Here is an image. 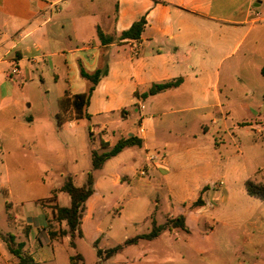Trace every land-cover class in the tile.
Listing matches in <instances>:
<instances>
[{"label": "crops", "instance_id": "0c3cea01", "mask_svg": "<svg viewBox=\"0 0 264 264\" xmlns=\"http://www.w3.org/2000/svg\"><path fill=\"white\" fill-rule=\"evenodd\" d=\"M142 17L146 24L140 38H122ZM258 59L264 62V0H0V210L10 224L29 227V235L31 225L24 223L19 211L28 172L36 169L41 179L51 160L64 150L74 152L69 158L74 168L79 162L76 150H80L91 171L92 150L101 149L102 141L113 147L120 139L135 136L141 146L125 148L94 172L95 192L82 218L83 238L91 235L96 250H108L101 243L106 232L100 222L106 196L113 195L111 186L128 187L142 195L145 209L153 203L155 209L142 216L151 225L153 220L162 225L182 215L187 227L193 215L206 219L210 228L221 224L227 234H234L244 224L241 217L215 209L257 199L248 195L245 182H259L260 169L240 166V146L235 144V153L227 150V133L221 132L220 122L228 129L226 114H230L235 79L248 69L261 73L264 67H256ZM103 65L108 73L86 109L90 118L76 119L67 102L90 86L80 68L94 72ZM14 67L19 69L16 75ZM175 80H181L177 87L142 98L154 84ZM66 108L72 119L60 126L56 116ZM90 132L96 138L93 141ZM83 134L92 146L86 143L77 149L78 136ZM151 154L158 160L151 163L149 178L143 179L139 171L149 164ZM52 176L49 173L46 178ZM219 181L224 184L214 187ZM61 193L51 204L66 207L60 203ZM199 199L202 205L193 206ZM163 202L170 213L159 223L157 213ZM53 221L51 212L39 230L55 231L50 228ZM246 221L253 232L247 228L244 233L254 240L263 232L262 225L251 217ZM60 224L68 229L66 222ZM181 232L188 228L165 230L154 240H140L100 260L130 264L129 257H117L132 246L168 236V242L143 250L138 262L154 254L152 264L172 263L176 251L179 258L197 264H251L240 257L236 262L209 260L203 249L188 241L184 248L173 245L172 237ZM7 250L12 254L8 246ZM243 250L239 246L236 255ZM4 264H10V258Z\"/></svg>", "mask_w": 264, "mask_h": 264}, {"label": "rangeland", "instance_id": "374dc122", "mask_svg": "<svg viewBox=\"0 0 264 264\" xmlns=\"http://www.w3.org/2000/svg\"><path fill=\"white\" fill-rule=\"evenodd\" d=\"M256 67H264L263 60H256ZM229 100V110L227 112H230V114H226L228 129L224 130L220 122L221 132L227 133V136H225V140L228 143L227 150L235 153V144H238L243 154V156L239 157L240 166L248 169L258 167L260 169L259 182L264 183V77L257 68L256 71L248 69L242 74L240 79H235ZM255 118L257 119L255 120ZM249 125H252V127H249ZM93 139L95 140L96 138L94 137ZM77 142V149H80L81 145L86 143L92 146L90 138L86 134L78 136ZM76 153L79 162L75 168L72 165L73 161H69V158L74 156L72 150H64V153L59 157L55 156L49 163L48 171H45L46 173L42 175L44 181L42 178L39 179V171L36 169L31 171V173H27L29 175L27 186L25 187L26 190L23 191V204L19 207V211L24 223L31 225V231L28 236L25 235L26 225L21 224V222L10 224L4 211L0 210V231L5 234L0 235V254L2 256L0 257V264H4V259L9 258L10 264H19V259L7 250L4 242L6 234L19 237L16 239V243L24 242L25 250H28L35 261L40 264H103L97 255L96 248L93 246L91 235L86 238L76 236L74 239L75 245L73 246L70 235L59 241L50 240L48 231L39 230L40 225L44 223L47 217L51 216L52 211L45 207L52 205L49 200L52 191L55 188H60L71 173H73V179L77 186L80 187L86 183L87 173L90 168H86L88 164L85 166L82 152L76 150ZM62 155H64V159H62ZM58 161L63 163L61 164ZM35 166L39 170L43 169V166L40 167L39 164ZM55 166H60V168L58 170L53 169ZM49 173L50 175L53 173V176L46 178ZM109 189L113 195L107 194L106 196L100 222L102 229L106 232L101 243L104 248L108 249L123 243L127 238L147 233L151 229V221L150 219L144 220L142 216L147 210L151 209L153 211L155 209L153 203H148L149 206L147 205L145 209L144 197L136 195L128 187L111 186ZM16 191V201H19L20 188H17ZM137 196L139 199H137ZM60 203L69 207L70 196L62 192ZM218 207L215 209L216 213H234L239 218L241 217V222H244L240 229L234 231V234H227L221 224L214 225V229L210 228L213 226L211 224L207 226L205 224L206 219H194L193 215H191L187 219L188 232H181L179 236L172 237L171 243L184 248L187 245L186 241H188L203 249V253L212 261L236 262L237 258L240 257L249 260L251 264H264V203L258 199L249 198L247 201L240 200L230 206L221 205ZM168 213H170V210H168L167 203H161L157 213L159 223H164ZM175 213L176 215L180 214V212ZM248 217L262 225L263 232L257 233L254 240L247 239L244 233L247 228L253 232V228L246 221ZM207 221L212 222V220L208 219ZM86 227H88L87 224ZM50 228L56 231L62 229L61 224L57 221H53ZM168 241V236H164L162 239L156 240L155 243H141L128 248L125 253L120 254L117 258L121 260L129 257L131 260L130 264H152L155 259L154 254L148 255L146 258L142 257L140 259L142 263L138 262L137 256L143 250L153 249L157 243H166ZM239 246L244 248L242 253H240L241 256L236 255ZM172 254L174 261L167 264H197L188 258L184 260L179 258L177 256L179 252L174 251ZM186 254L189 256L192 253L188 251ZM250 255L252 257H248ZM72 258L76 261L72 262ZM134 259H136L135 262L132 261ZM147 260L150 263H147ZM112 261L107 264L116 263V260Z\"/></svg>", "mask_w": 264, "mask_h": 264}, {"label": "trees", "instance_id": "16d2710c", "mask_svg": "<svg viewBox=\"0 0 264 264\" xmlns=\"http://www.w3.org/2000/svg\"><path fill=\"white\" fill-rule=\"evenodd\" d=\"M146 24L145 17H142L138 21H136L132 27L123 32L122 38L129 39H139L141 33ZM100 37L103 38V34L99 32ZM108 73L107 65H103L98 68L94 72H88L83 67L80 68L81 76L90 82V86L87 92L83 94H78L73 96L72 99H69L68 107H72V111L75 114L76 119L82 118H90V115L86 112L87 107L90 104L91 97L93 92L98 85L101 78ZM261 74L264 77V68L261 70ZM181 83V80H175L171 82H166L162 84H154L147 93L142 95V98H147L150 95H155L164 90L177 87ZM69 109V108H68ZM58 124L64 125L68 121L72 119V115L67 113V108L62 112L57 114ZM90 138L92 139V133L90 132ZM142 141L135 136H131L128 138L120 139L113 147H110L107 143L101 142V149H93L92 150V169L87 175L86 183L80 187L74 184L73 178L68 176L64 182V184L59 189H54L52 191V196L50 198V202H55L57 198L58 192L67 193L70 196L71 204L69 207H61L58 204L54 203L49 205L50 209L53 212V218L55 221L62 223L66 222L68 229L67 230H55L50 231L49 236L52 240H60L64 237L70 235L71 244L74 246V239L76 236L83 238L84 234L81 229L82 218L86 212V203L87 200L93 195L95 192L94 183L95 177L94 172L103 168L105 162L112 157H115L120 152H122L125 148L131 146H141ZM245 188L248 195L255 197L264 202V184L255 181L254 179H248L245 182ZM202 205L201 200H197L193 203V206ZM182 229L187 230L185 224V217L178 216L173 219L167 220L165 224L159 225L155 220L152 223V229L150 232L138 235L132 238L127 239L124 243L119 244L118 246L108 249L106 251L97 250V255L100 259L110 258L113 255L121 252L126 246L135 245L139 243L140 240H154L158 238L163 231L165 230H173V229ZM29 227L25 228V235L28 236ZM17 237L15 235H6L4 238L8 249L10 252L19 259V264H39L35 262L34 258L31 255L26 254L24 247V242L16 243ZM94 247H97V244H94ZM72 262H75L74 258L71 259Z\"/></svg>", "mask_w": 264, "mask_h": 264}, {"label": "built area", "instance_id": "2783aa9c", "mask_svg": "<svg viewBox=\"0 0 264 264\" xmlns=\"http://www.w3.org/2000/svg\"><path fill=\"white\" fill-rule=\"evenodd\" d=\"M258 15V14H257ZM134 55L136 56V55H138V51H135L134 52ZM17 73H19V69L17 68V67H14L13 69H12V74L13 75H16ZM139 132L140 133H143L144 132V128H143V126H140V128H139ZM156 160H158V156L156 155V154H151L150 156H149V164H147L145 167H143L140 171H139V175L143 178V179H148L149 178V170H150V165H151V163L152 162H154V161H156ZM224 184V182L223 181H219L218 183H216L215 185H214V187H216L217 185H219V186H221V185H223Z\"/></svg>", "mask_w": 264, "mask_h": 264}]
</instances>
